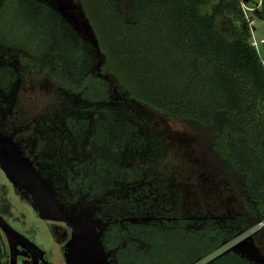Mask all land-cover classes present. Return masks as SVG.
Segmentation results:
<instances>
[{"label":"trees","instance_id":"1","mask_svg":"<svg viewBox=\"0 0 264 264\" xmlns=\"http://www.w3.org/2000/svg\"><path fill=\"white\" fill-rule=\"evenodd\" d=\"M75 1L102 56L97 72L85 41L38 0L0 1V48L16 52L19 75L43 74L79 98L64 117V139L74 150L44 157V169L110 215L104 249L118 264H136L138 244L162 234L172 252L157 263L195 264L239 232L215 218L180 214V199L163 193V175L154 172L143 183L124 162L153 164L167 149L121 98L183 126L206 165L231 186L241 210L237 220L245 229L264 222V66L248 26L264 21V0L248 17L238 0ZM102 75L112 76L115 87ZM15 80L1 65L0 90ZM206 264L264 263L226 250Z\"/></svg>","mask_w":264,"mask_h":264},{"label":"rangeland","instance_id":"2","mask_svg":"<svg viewBox=\"0 0 264 264\" xmlns=\"http://www.w3.org/2000/svg\"><path fill=\"white\" fill-rule=\"evenodd\" d=\"M38 1L48 4L85 41L97 61L92 71L97 72L102 56L81 6L75 0ZM249 1L246 4L248 15L252 14L250 9L260 3V0ZM252 22V35L256 40L264 39V21L255 18ZM256 51L264 66V44ZM17 57L16 52L0 48V66H7L16 74L8 91L0 90V184L5 185L16 206L15 226L26 233L32 230L35 241L48 252L53 264H65L62 251L65 240H68L65 252L69 264H118L115 253L106 251L102 245V234L110 215L103 213L99 203L71 194L57 183V177H50L44 169V157L57 158L61 154L65 157L73 152V147L64 139L68 132L64 117L80 100L43 74L19 75ZM102 76L115 87L112 76ZM121 99L125 100L122 106L131 107L138 118L144 117L150 123L159 142L167 149L166 156L153 164L124 158V162L139 173L142 182L150 183L157 172L168 183L163 193L180 199V214L194 219L215 218L239 230L234 239L195 264H206L226 250L264 263V233L259 231L264 222L245 229L237 220L241 214L237 197L223 177L206 165L191 134L180 124L163 119L152 108ZM166 241L168 238L158 234L147 245L138 244L140 253L138 251L136 264H159L160 257L171 251ZM25 252H21L22 257L30 264Z\"/></svg>","mask_w":264,"mask_h":264},{"label":"flooded vegetation","instance_id":"3","mask_svg":"<svg viewBox=\"0 0 264 264\" xmlns=\"http://www.w3.org/2000/svg\"><path fill=\"white\" fill-rule=\"evenodd\" d=\"M11 182V181H10ZM13 184V183H12ZM14 186V184H13ZM15 204L12 202L11 196L8 193V190L6 189L5 185L0 184V217L16 232L30 240L31 242L35 243L45 254V261L40 262L39 264H53L50 261V257L48 252L44 250V247L39 245L35 239H34V233L32 230L29 231V233H26L20 229H18L15 225L16 222L18 221L17 215H16V210H15ZM68 226V225H67ZM69 228V227H68ZM4 242V244L2 243ZM68 240H65L64 246H63V256L65 260V264H68L66 260V252H65V246L67 244ZM0 243L3 245L0 246V264H8L9 263V249L7 245V241L5 238L4 233L0 229ZM0 244V245H1ZM23 250L21 247L18 246V257H17V264H28L26 259L22 257L23 254H21ZM26 253V252H25ZM30 261V264H33L32 259L30 258V255L26 253Z\"/></svg>","mask_w":264,"mask_h":264},{"label":"water","instance_id":"4","mask_svg":"<svg viewBox=\"0 0 264 264\" xmlns=\"http://www.w3.org/2000/svg\"><path fill=\"white\" fill-rule=\"evenodd\" d=\"M0 229L5 235L9 249L8 264H17L18 246L30 255L33 264H39L40 262L45 261L44 252L35 243L31 242L30 240L16 232L14 229H12L1 217Z\"/></svg>","mask_w":264,"mask_h":264},{"label":"built area","instance_id":"5","mask_svg":"<svg viewBox=\"0 0 264 264\" xmlns=\"http://www.w3.org/2000/svg\"><path fill=\"white\" fill-rule=\"evenodd\" d=\"M238 1L240 3V6H241L242 10L245 12V16L246 17L250 16V15H248L246 13V11H247L246 4H247L248 0H238ZM260 5H261V0H260L259 5H257L255 8L250 9V10L255 11V10L259 9ZM252 23L253 22H249V25H248L249 29H250V32H251ZM250 44L256 49L260 44H264V39L256 40L255 37L252 35V32H251Z\"/></svg>","mask_w":264,"mask_h":264},{"label":"crops","instance_id":"6","mask_svg":"<svg viewBox=\"0 0 264 264\" xmlns=\"http://www.w3.org/2000/svg\"><path fill=\"white\" fill-rule=\"evenodd\" d=\"M253 24V23H252Z\"/></svg>","mask_w":264,"mask_h":264}]
</instances>
